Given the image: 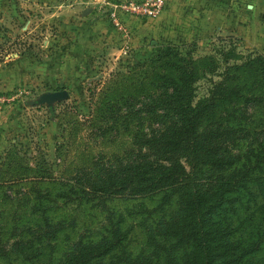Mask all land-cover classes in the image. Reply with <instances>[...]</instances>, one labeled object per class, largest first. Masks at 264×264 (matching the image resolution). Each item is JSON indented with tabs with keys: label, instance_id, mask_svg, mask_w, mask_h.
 I'll list each match as a JSON object with an SVG mask.
<instances>
[{
	"label": "trees",
	"instance_id": "trees-1",
	"mask_svg": "<svg viewBox=\"0 0 264 264\" xmlns=\"http://www.w3.org/2000/svg\"><path fill=\"white\" fill-rule=\"evenodd\" d=\"M71 122L120 147L81 148L53 175L40 152L11 144L2 264H264L263 54L234 36L202 53L167 42L109 72ZM114 198L133 206L108 207ZM86 208L104 216L77 229Z\"/></svg>",
	"mask_w": 264,
	"mask_h": 264
},
{
	"label": "rangeland",
	"instance_id": "rangeland-1",
	"mask_svg": "<svg viewBox=\"0 0 264 264\" xmlns=\"http://www.w3.org/2000/svg\"><path fill=\"white\" fill-rule=\"evenodd\" d=\"M139 1L0 0V162L14 144L27 155L40 152L58 175L80 161L81 148L87 156L102 147L118 150L117 140L93 144L71 121L86 117L89 93L109 72L131 59L145 61L167 42L194 43L202 53L216 37L234 36L264 56V0H162L152 16L130 10ZM59 89L65 97L39 100ZM133 201L107 205L123 211ZM81 214L77 229L104 216L91 208Z\"/></svg>",
	"mask_w": 264,
	"mask_h": 264
},
{
	"label": "built area",
	"instance_id": "built-area-1",
	"mask_svg": "<svg viewBox=\"0 0 264 264\" xmlns=\"http://www.w3.org/2000/svg\"><path fill=\"white\" fill-rule=\"evenodd\" d=\"M130 3H131L129 6L130 10L152 16L161 8L162 0H140L139 2H130ZM110 6L115 7V4H111ZM120 6L124 7L125 5L121 4ZM109 14L112 20L114 21V23H116V19L114 17L115 15L114 10L110 9Z\"/></svg>",
	"mask_w": 264,
	"mask_h": 264
},
{
	"label": "water",
	"instance_id": "water-1",
	"mask_svg": "<svg viewBox=\"0 0 264 264\" xmlns=\"http://www.w3.org/2000/svg\"><path fill=\"white\" fill-rule=\"evenodd\" d=\"M65 89L54 90L46 93H42L39 97V100L49 102L50 100L61 98L66 96Z\"/></svg>",
	"mask_w": 264,
	"mask_h": 264
},
{
	"label": "crops",
	"instance_id": "crops-1",
	"mask_svg": "<svg viewBox=\"0 0 264 264\" xmlns=\"http://www.w3.org/2000/svg\"><path fill=\"white\" fill-rule=\"evenodd\" d=\"M140 21V20H139ZM150 28H153V26L151 25V27ZM264 48V47H263ZM124 51V50H123Z\"/></svg>",
	"mask_w": 264,
	"mask_h": 264
}]
</instances>
